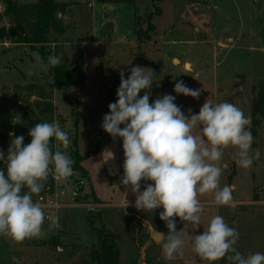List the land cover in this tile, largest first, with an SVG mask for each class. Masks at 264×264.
<instances>
[{
  "label": "rangeland",
  "instance_id": "rangeland-1",
  "mask_svg": "<svg viewBox=\"0 0 264 264\" xmlns=\"http://www.w3.org/2000/svg\"><path fill=\"white\" fill-rule=\"evenodd\" d=\"M17 1L31 3L36 0ZM56 1L69 4L65 14L58 15L62 24L66 26V31L64 35L53 36L45 46L47 53L44 57L40 54L39 45L16 42L17 34H13L10 17H0V25L5 26L8 31V35L0 39V150L5 153V158L12 139L9 136L10 126L18 131L16 136L25 137L21 129L27 121L37 117L42 123L58 122L62 130L69 134L76 119L80 118V113L75 111L76 96L72 92L54 88L48 95L49 70H42L40 62L36 60V54L42 57L43 63H47V57L53 55L54 49H62L74 65L75 59L81 54V44L77 41H83L87 37L84 32L90 18L86 16L91 9L96 12V16L103 17L108 14L114 27L116 26L115 34L120 33L124 25L130 26L129 20L132 19L133 12L130 4L112 2L108 8L100 5L90 8L88 6L90 0ZM136 4L139 5L137 13L140 15L151 10L150 0H136ZM160 7L162 15L155 18L157 28L161 30L156 42L163 46V51L169 52L156 67L157 82L152 85L153 87L151 86L152 90L155 85H160L165 77H172L173 69L187 71L184 65L189 64L192 70L201 68V76L215 78L216 103L230 102L247 116L254 86L259 78L264 76V0H194L192 3L188 0H163ZM2 10L3 5L0 0V14ZM106 26H102V30L108 32ZM173 58L178 59L179 64H173ZM29 69L33 72L31 76L26 74ZM124 75L126 79L127 76ZM107 78L103 75L101 87H104L106 81L111 80L120 84V72L113 70L111 77ZM112 81L110 84L113 83ZM28 83L37 84L44 89L46 98L54 108L52 118L44 119L39 115L35 106L36 102L40 101L37 94H29L16 87L17 84ZM151 88L147 91L149 92ZM14 91L20 95V100L15 103L12 98ZM144 91L142 90L139 96L142 97ZM103 93L106 94V91L102 88L100 95ZM110 99L112 103L115 102L113 97ZM108 105L105 107L109 113ZM94 110L87 118L90 121L86 119L85 123L83 121L79 123L87 124L88 129L84 131V139L88 138L90 143L80 161L86 176L84 177L80 169L79 161L72 155L71 145L68 149H64L53 139V151L59 148L75 161L73 169L79 173L75 181L84 178L83 189L90 196V201H100L104 205L93 207L92 211L86 206L77 205H62L56 211L46 210V213H56L59 216L61 227L47 232L40 239H26L17 243L0 236V264H93L90 250L99 247L97 230L102 226L118 236L116 243L121 264H205L192 251L190 237L202 234L203 228L214 215L223 216L230 227L238 230L239 240L235 247L244 256L256 252L264 253V125L257 129L251 145L250 155H254L257 150L260 153L259 159L254 160L256 167L252 165L245 169L238 166L236 149L233 147L223 151L221 164L227 163L228 169L226 171L223 169L220 185L221 187L234 185L232 196L235 206L204 210L201 227L198 229H193L191 225L184 227L183 222L177 217V231L184 228L183 232L187 234L186 243L183 256H177L169 261L165 260L162 254V243H157L153 238L156 231L167 234L165 222L159 218V213L163 209L146 213L138 211L135 207L125 208L120 205L123 200L134 201L136 198L134 193L127 191L120 183L123 177V141L121 138L114 141L101 129L95 147L98 124H102L104 115L108 113L106 110L103 113L99 108ZM92 148L96 150L88 153ZM106 150L114 154V159L105 162L110 157V153ZM227 153L233 155L232 162L227 161ZM112 172L116 174H111ZM52 180L55 184L54 193H59L60 201L69 202L71 193L78 184L65 186L58 184L53 178ZM64 188L63 194L61 191ZM142 188L145 186L141 182V191L144 190ZM126 191L128 195L123 197L122 193ZM254 193L257 195V200H252ZM250 200L254 202L243 203ZM88 215L92 219V224L87 219ZM47 225L48 222L45 221V230ZM53 237L57 245L54 242L44 244ZM225 262L221 260L215 264Z\"/></svg>",
  "mask_w": 264,
  "mask_h": 264
},
{
  "label": "clouds",
  "instance_id": "clouds-1",
  "mask_svg": "<svg viewBox=\"0 0 264 264\" xmlns=\"http://www.w3.org/2000/svg\"><path fill=\"white\" fill-rule=\"evenodd\" d=\"M36 60L43 71L61 63V57L54 54L47 57V63L38 54ZM172 63L179 64V60L173 58ZM184 67L190 70L191 66ZM153 73L139 65L130 68L126 79L124 72H120L117 100L108 105L109 113L104 115L101 127L114 141H123L120 183L135 194L132 206L146 213L163 209L159 218L168 231H156L154 239L162 243L164 259L170 261L183 256L187 237L184 228L177 231L176 218L184 227H201L205 207L201 196L212 194V203L217 207L235 206L234 185H220L224 149L235 148L236 163L245 169L259 159L260 153L257 150L250 155L254 140L248 130L250 118L230 102L214 104L207 99L198 114L189 109L188 115L170 94L157 96L150 103L147 89L152 86ZM26 74L31 76L33 72L29 69ZM142 90L145 91L141 97ZM202 90L191 89L183 81L176 82L174 87L175 93L194 99L199 98ZM28 134L31 141L25 145L24 136L10 132L12 139L6 158L0 150V161H4V169H0V236L17 243L43 238L47 232L61 227L56 213H46L45 205L33 200L44 190L49 177L65 186L71 184L73 177H79L73 169L75 161L59 148L53 151V139L64 149L72 143L58 122L37 123ZM106 151L110 157L105 162L114 159V154ZM142 181H151L143 191ZM129 204L127 201L124 207ZM203 229L202 234L191 235L190 239L192 251L205 264L221 260L227 264H264V253L244 256L235 247L239 232L223 216H212Z\"/></svg>",
  "mask_w": 264,
  "mask_h": 264
},
{
  "label": "crops",
  "instance_id": "crops-1",
  "mask_svg": "<svg viewBox=\"0 0 264 264\" xmlns=\"http://www.w3.org/2000/svg\"><path fill=\"white\" fill-rule=\"evenodd\" d=\"M162 1L163 0H160L157 3L160 8V13L154 14L152 17L154 31L150 33L151 35L150 40L143 41L140 44L137 43L134 33V18H135L134 16H135V11H137L138 9L137 6L139 7V5L136 4V0L134 4H130L133 7L132 8L133 12L131 17L132 19L129 20L130 26L128 27L123 24L124 26L122 27V30H120V33L118 34H115L116 26L114 27V24L110 21L108 14L104 15L103 17L96 16V12L95 11L93 12L91 9L90 13L87 16L85 15L86 18L87 17L90 18L89 24L85 26L86 29L84 32L87 37L86 39H83V41L82 40L77 41V36H76L75 42L77 41L78 43L81 44L80 45L81 54L79 55H81V61L83 62L84 65L86 78L82 86H79L77 88H72L69 90L76 96L75 111L77 113L78 112L80 113V118L76 119L69 133L70 139L72 143L75 145L76 151L80 156V161L81 158L83 157L85 150L87 152L90 143L88 141V138L84 139V131L88 129L87 124H79V123L81 121L85 123L90 113L95 111L94 110L95 108L96 109L99 108V110L102 109L103 113L105 110L107 111L105 106L107 104L112 103L110 97H113V100L115 101L117 100L116 91L119 87V82L117 83L116 81L114 82L111 80L113 83L110 84L111 81H106V83L104 84L107 86L105 87L104 85L105 88L101 87L103 86V80L104 79L106 80V78L103 79V75H106V77L109 78L111 77V72L114 70L117 71L118 73L121 71L126 72L124 74H126V76L128 77L130 75V68L132 66L139 65L145 68L152 69L154 71L152 75V82H153L152 85H154L157 82L156 67L160 63V61L164 60L165 55H167V53L169 52L167 51L166 53L165 50L163 51L162 50L163 46H161L156 42L159 39L158 33L161 30L157 28V25L155 24V18L160 17L162 15V8L160 7V3ZM111 4L112 2L101 1V0H90V2H88V6H90V8L95 5H100V7L108 8L109 5ZM151 4L152 5L150 12L153 11L152 1ZM142 14H147V12H143ZM106 24H108V26H106ZM102 26L108 27L109 31L108 32L103 31ZM123 28H125V30ZM197 29L199 30V28H195V30ZM161 38L163 39V35H161ZM68 41L65 42L69 43ZM172 42L174 43V41ZM173 70H174L173 72L174 74L172 77H165V79L161 81L160 85L154 86L153 88L154 90H152V88L149 90L150 98L155 100L157 96H163L164 94L173 95L176 97L174 102L181 107V110L184 112L185 115H188L189 109L192 110L193 114H198L200 108L207 99L214 104L216 103L217 83L215 82V78L201 76V68H197L195 70L190 69L187 71L180 70L179 68ZM179 81H183L184 84L191 89H204V90L201 91V94L198 99H194L189 96H184L183 94H177L174 91V87H175V83ZM102 88L105 89L106 94L103 93L102 95H100V90ZM158 91H160V93L157 94ZM247 117H249V109L247 111ZM101 125L102 124H98L99 126L98 132L95 135L97 139L95 143V147L97 145L98 138L102 129ZM122 126L123 125H121V127ZM248 130L251 131L252 133V129L250 125L248 126ZM93 150L96 149L92 148L90 151H88V153ZM226 158L228 162L229 161L232 162L233 155H231V153H227ZM222 164H224L222 166L223 169H225L226 171L228 169V164L227 163H222ZM252 165L253 167H256V163L254 161ZM82 169L84 170L83 167ZM119 176L121 177L122 175ZM252 178H253V174H252ZM149 183H151V181H147V182L142 181V184L145 187ZM83 188H84V182H83ZM64 192H65V188L62 189L61 193L64 194ZM84 194L87 195V199H83ZM122 196L123 197L125 196V192L122 193ZM70 197L71 198L69 202L67 203L62 202L63 205L86 206L87 208H89V211H92L91 209L93 207H101L104 205L100 201L97 202L90 201V196L88 195L87 192L84 191V189L82 190L81 195H78L75 189L74 192L71 193ZM200 200L205 205L204 210L217 208V206H215L212 203L213 200L212 194H205L200 197ZM129 202H130L129 206L134 207L132 205H134L135 200L134 201L130 200ZM253 202L254 201L250 200L246 202L244 201L243 203L247 204ZM120 203H121L120 205L124 207L127 201L123 200ZM54 210L56 211L57 209Z\"/></svg>",
  "mask_w": 264,
  "mask_h": 264
},
{
  "label": "trees",
  "instance_id": "trees-1",
  "mask_svg": "<svg viewBox=\"0 0 264 264\" xmlns=\"http://www.w3.org/2000/svg\"><path fill=\"white\" fill-rule=\"evenodd\" d=\"M108 2H119L126 4H134L135 0H101ZM153 3V11L145 14L144 16L139 15L135 11L134 18V33L137 43H141L146 40H150V33L154 31V25L152 23V17L154 14L160 13V8L158 2L160 0H151ZM156 2V3H155ZM189 3L194 2V0H188ZM3 5V10L0 17L6 16L10 17L13 24V34H17L18 43H25L31 45L40 46V54L42 57L47 53L45 51V46L51 41L53 36H61L66 27L62 24L61 18L58 15L65 14V10L69 6L66 2H58L56 0H36L31 3H20L17 0H1ZM8 35V31L5 26L0 25V39L5 38ZM138 44V47H139ZM53 54L61 57V63L55 67H49L50 82L48 83L50 95L52 89L59 88L67 92L72 88H77L82 86L85 81V70L83 62L81 61V55H78L75 59L74 65L71 63L69 57L64 53L62 49H54ZM20 90L26 91L29 94H37L39 97L38 102L35 106L38 108V113L44 119L52 118L54 115V108L52 103L48 98L44 89L34 83L28 84H17L16 86ZM13 101L18 102L20 100V95L17 92H13ZM150 103L154 99L150 98ZM249 118L250 127L252 129V134L255 136L256 131L264 123V76L259 78L253 89V97L251 100L249 108ZM37 123H42L40 118L34 117L27 121L21 129L25 133L24 144L27 145L31 141L29 136V129L34 127ZM10 132H14L17 135V130L13 127H9ZM53 145V140H52ZM72 155L79 161L80 156L78 155L75 145L71 143ZM0 169H4V161H0ZM80 169L86 176L85 171L80 165ZM6 171V169H5ZM84 179V178H83ZM83 179L80 181H75V177L72 178L70 185H76V192L78 195L81 194L83 190ZM54 191V183L51 177H49L48 182L45 185L44 190L39 196L44 193L52 194ZM35 198L37 196H34ZM33 197V198H34ZM252 200H257V195L254 193ZM83 199H87V195H83ZM88 221L92 224V219L90 215L87 216ZM117 235L107 230L104 226L97 230L98 242H100L99 247L92 248L90 250V259L93 264H121L120 263V252L117 247ZM57 245V241L52 238V240L45 241V243H51ZM53 244V243H52ZM86 264V263H82Z\"/></svg>",
  "mask_w": 264,
  "mask_h": 264
},
{
  "label": "built area",
  "instance_id": "built-area-1",
  "mask_svg": "<svg viewBox=\"0 0 264 264\" xmlns=\"http://www.w3.org/2000/svg\"><path fill=\"white\" fill-rule=\"evenodd\" d=\"M54 191L52 194L41 195L39 197L33 198V200L34 201L39 200L43 205H45V210L57 209L56 205H59L60 207L63 205V203L59 199L60 197L59 193H54Z\"/></svg>",
  "mask_w": 264,
  "mask_h": 264
},
{
  "label": "water",
  "instance_id": "water-1",
  "mask_svg": "<svg viewBox=\"0 0 264 264\" xmlns=\"http://www.w3.org/2000/svg\"><path fill=\"white\" fill-rule=\"evenodd\" d=\"M155 235V234H154ZM153 238H154V236H153ZM224 264H227V262H225Z\"/></svg>",
  "mask_w": 264,
  "mask_h": 264
}]
</instances>
